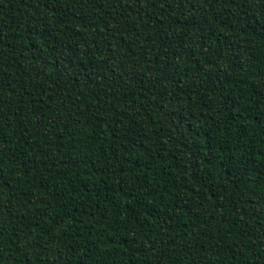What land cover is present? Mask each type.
Returning <instances> with one entry per match:
<instances>
[{
  "label": "trees",
  "instance_id": "1",
  "mask_svg": "<svg viewBox=\"0 0 264 264\" xmlns=\"http://www.w3.org/2000/svg\"><path fill=\"white\" fill-rule=\"evenodd\" d=\"M0 264H264V0H0Z\"/></svg>",
  "mask_w": 264,
  "mask_h": 264
}]
</instances>
